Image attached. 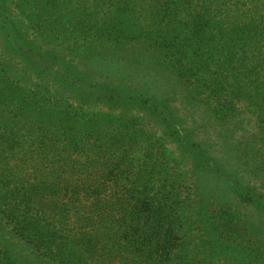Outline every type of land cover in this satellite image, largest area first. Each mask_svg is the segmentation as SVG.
<instances>
[{
  "label": "rangeland",
  "instance_id": "1",
  "mask_svg": "<svg viewBox=\"0 0 264 264\" xmlns=\"http://www.w3.org/2000/svg\"><path fill=\"white\" fill-rule=\"evenodd\" d=\"M0 264H264V0H0Z\"/></svg>",
  "mask_w": 264,
  "mask_h": 264
}]
</instances>
